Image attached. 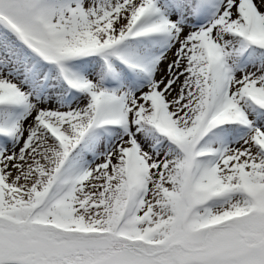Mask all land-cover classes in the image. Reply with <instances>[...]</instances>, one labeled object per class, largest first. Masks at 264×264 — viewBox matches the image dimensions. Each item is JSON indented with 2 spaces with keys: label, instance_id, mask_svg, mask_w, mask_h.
<instances>
[{
  "label": "snow or ice",
  "instance_id": "6c2138e0",
  "mask_svg": "<svg viewBox=\"0 0 264 264\" xmlns=\"http://www.w3.org/2000/svg\"><path fill=\"white\" fill-rule=\"evenodd\" d=\"M0 264H264V0H0Z\"/></svg>",
  "mask_w": 264,
  "mask_h": 264
}]
</instances>
